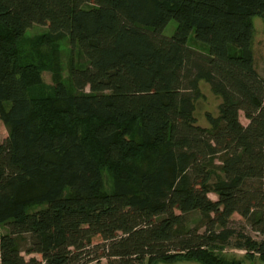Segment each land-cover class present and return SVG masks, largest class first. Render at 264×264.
<instances>
[{"label":"trees","instance_id":"obj_1","mask_svg":"<svg viewBox=\"0 0 264 264\" xmlns=\"http://www.w3.org/2000/svg\"><path fill=\"white\" fill-rule=\"evenodd\" d=\"M256 16L264 0H0V264H239L226 247L264 264ZM201 81L221 98L209 128Z\"/></svg>","mask_w":264,"mask_h":264},{"label":"rangeland","instance_id":"obj_2","mask_svg":"<svg viewBox=\"0 0 264 264\" xmlns=\"http://www.w3.org/2000/svg\"><path fill=\"white\" fill-rule=\"evenodd\" d=\"M252 24H253V36L251 39V44L250 48L253 54V62L255 69L261 76V78L264 79V21L261 17L256 16L253 17L252 19ZM176 22L174 20H171L168 25L165 27L163 31V35L165 36H171L176 28ZM46 31V27L39 25V24H34L27 30L25 33V37L27 39L35 37L37 35H40ZM59 50L61 52V68H62V75L63 77L67 76V66H68V60L71 56V48L68 45L67 40H62L59 42ZM187 46L190 48H193L197 51L207 53L208 51V46L206 43L198 41L194 33L191 32L188 40H187ZM43 79L47 84H51V74L49 72H44L43 73ZM199 90L201 93V97L195 101V111H194V117L196 119V124L200 127L203 128H209V123L206 119V114L209 113L212 116L216 117L219 114V106L221 104V98L215 94L212 93L210 90L209 85L201 81L199 83ZM239 119L243 125H247L248 121L244 118V115L242 112L239 113ZM215 162L218 164L219 160L216 159ZM109 178H107V181ZM216 180L215 176L213 175L210 184L212 185L214 181ZM108 186V184H107ZM209 197L212 200H216L217 197L213 193H209ZM34 209V208H33ZM200 223V215L198 213L191 214L188 217V224L187 226L189 227H195ZM232 227L235 228L238 231H244L247 235L252 237L254 240H259L260 236L253 232L245 223L244 221L240 218L238 215H233L232 217ZM6 229L2 228L1 232L4 233ZM203 229L200 230L202 232ZM244 251L243 250H238L234 249L232 247H226L224 251L222 252L224 258L228 261H238L239 264H263L260 260H249L246 257H244ZM23 257L25 259H29L30 257H37L36 255H26L22 253ZM91 257L95 256H101V251L100 249H94L91 251ZM102 263H105L106 260L104 258L100 259ZM87 264H96V262H88ZM163 264V263H159ZM171 264H200L195 261H189L185 259H179L175 261L174 263Z\"/></svg>","mask_w":264,"mask_h":264},{"label":"crops","instance_id":"obj_3","mask_svg":"<svg viewBox=\"0 0 264 264\" xmlns=\"http://www.w3.org/2000/svg\"><path fill=\"white\" fill-rule=\"evenodd\" d=\"M7 137V131L4 126V124L0 121V143ZM257 258H254L253 260H256ZM252 260V261H253Z\"/></svg>","mask_w":264,"mask_h":264}]
</instances>
